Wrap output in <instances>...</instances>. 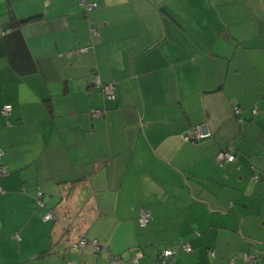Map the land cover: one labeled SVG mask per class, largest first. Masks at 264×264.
<instances>
[{
	"label": "crops",
	"instance_id": "obj_1",
	"mask_svg": "<svg viewBox=\"0 0 264 264\" xmlns=\"http://www.w3.org/2000/svg\"><path fill=\"white\" fill-rule=\"evenodd\" d=\"M86 1L0 0V264H264V0Z\"/></svg>",
	"mask_w": 264,
	"mask_h": 264
},
{
	"label": "built area",
	"instance_id": "obj_2",
	"mask_svg": "<svg viewBox=\"0 0 264 264\" xmlns=\"http://www.w3.org/2000/svg\"><path fill=\"white\" fill-rule=\"evenodd\" d=\"M78 7L81 10V12H83L84 14H88L89 12L93 11L97 7V5L94 3H89L86 0H78ZM90 32L93 36L96 34L95 29H91ZM87 51L88 48H83L77 50L76 52L79 54H84L87 53ZM93 86L94 88L100 90L106 99L110 100L114 98L115 86L113 84L104 85L101 83L99 78L95 76L93 79ZM11 110H12L11 105H5L1 109V113L4 117H8L9 114L11 113ZM233 111L235 115H238L240 113V110L237 107H234ZM102 116H103V112L100 110H96L93 112V117L95 118H101ZM210 136L211 133L208 127L205 124H200L194 127L191 130V132L187 134V136H185L184 140L198 143L201 142L202 140H206L210 138ZM2 158H3V152L0 149V179L8 176L9 174L6 166L2 162ZM234 161H235V156L233 154L232 148L220 151L216 156V163L218 166H223L225 164L232 163ZM258 178H259L258 176L254 177L255 180H257ZM35 202L38 206L44 207V204L41 202V192H37V195L35 197ZM53 219H55V215L52 212H49L44 216L45 221H49ZM137 220L140 227L144 228L149 223L150 215L147 212L143 211L139 214ZM16 238L19 239L18 235H16ZM87 245L91 246L93 253H98L100 250H103L96 241H89L86 238H80L78 243L75 244V246H73V249L80 250ZM179 249L183 250L186 253L191 252V248L189 247L188 244H184V243L177 244L176 250ZM176 250L169 249L161 252L158 257L159 264H172L175 258ZM211 257H214V254H211ZM244 260L251 263L254 261V259L250 258L247 255H244ZM112 264H114V261H112Z\"/></svg>",
	"mask_w": 264,
	"mask_h": 264
},
{
	"label": "trees",
	"instance_id": "obj_3",
	"mask_svg": "<svg viewBox=\"0 0 264 264\" xmlns=\"http://www.w3.org/2000/svg\"><path fill=\"white\" fill-rule=\"evenodd\" d=\"M12 25H13V26H17L16 23H13ZM94 77H95V75H94ZM93 79H94V78H93ZM2 108H3V107H2ZM252 113H253V114H256V110H253ZM1 114H2V113H1ZM2 116H3V115H2ZM237 116H238V115H237ZM3 117H4V116H3ZM5 118H7V117H5ZM257 176H258V175H257ZM258 177H259V176H258ZM258 179H259V178H258Z\"/></svg>",
	"mask_w": 264,
	"mask_h": 264
}]
</instances>
